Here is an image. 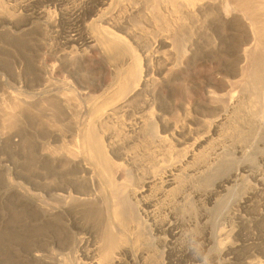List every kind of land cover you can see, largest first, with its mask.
I'll return each mask as SVG.
<instances>
[{
    "label": "bare ground",
    "instance_id": "obj_1",
    "mask_svg": "<svg viewBox=\"0 0 264 264\" xmlns=\"http://www.w3.org/2000/svg\"><path fill=\"white\" fill-rule=\"evenodd\" d=\"M70 1L7 0V5L12 4L6 7L0 2V16L15 20L16 12L23 9L29 19L51 26L57 23L52 14L61 13L62 5ZM113 2L79 0L67 19L72 33L62 36L59 50L53 51L58 53L60 70L74 73L75 57L94 42L111 78L100 92L70 89L75 91L74 102L70 96L52 93L58 88L45 95V101L54 103L52 116L56 112L65 117L73 109L70 102L75 103V134L71 138L63 128L59 133L56 128V135L44 131L49 136L46 141L52 138L60 145L52 148L53 153L41 142L44 148L38 154L43 163H55L60 171L45 173L39 181L35 174L28 175L24 180L28 189L19 185L5 192L9 198L23 199L27 210L24 226L32 233V242L23 248L27 256L23 264H264V0H142L138 12L165 26L175 20L183 32L181 16L196 20L199 15L202 57H217L229 76L241 69L240 78L224 95L212 94L207 85L204 115L196 120L201 122L199 128L188 127L187 122L179 127L170 123V134L165 133L166 126L161 130L156 126L155 118L160 116L145 111V98L137 104L149 70L142 69L125 38L107 28ZM222 4L227 6L225 15ZM159 9L171 11L175 18L168 22ZM90 17L101 24L95 23L98 30H91L92 24L88 27ZM23 25L22 31L32 29L28 23ZM12 27L19 30L15 24ZM193 45L192 41L184 50L186 61L193 59ZM12 99L6 123L14 128L22 119L25 99L16 95ZM188 115L184 120L189 121ZM199 131L202 135L194 138L193 145L178 148L181 138L174 135L186 137ZM21 139L15 140L19 143L14 148L24 145ZM69 167L74 172L64 173ZM221 169L224 173L219 175ZM232 197L234 205L227 207ZM222 213L219 231L209 228L210 232V220ZM11 260L7 256L0 264H20Z\"/></svg>",
    "mask_w": 264,
    "mask_h": 264
},
{
    "label": "rangeland",
    "instance_id": "obj_2",
    "mask_svg": "<svg viewBox=\"0 0 264 264\" xmlns=\"http://www.w3.org/2000/svg\"><path fill=\"white\" fill-rule=\"evenodd\" d=\"M78 1L79 0H72L70 1L72 4L70 2L63 4L66 8L70 5L67 8L66 14L64 13L66 8L63 7V5L61 8L63 10L61 11L62 14H57V12H54L55 15L54 13L52 14V20L57 22L54 24L55 26H47V24H44V21L38 20L37 18H31L32 20L29 19V12L25 10L23 11V9L20 10L21 12H16L19 14H16V17H14L15 20L6 19L5 17L2 19V16H0V263L2 259H7V256H9V258L11 256L13 261L16 259L15 263L16 261L20 264L25 263L27 256L23 251V248L32 242V233L30 231L28 232L26 226H24V221L27 220V210L22 203L23 199H17L15 197L13 199L11 197L9 198L5 195V192L10 188L18 187L19 185V187L24 186L28 189L30 185L28 184L27 186V180L24 181L28 175L30 177L35 174L39 181L38 177L45 173L56 174L60 171L61 168H59L57 164H45L40 157V153H42L40 148L43 149L45 146L53 153H56L52 148L57 150V145H60L58 140H51L52 138H50L51 143H49L50 140L46 141V138L48 137L47 139H49V136H44V133L47 131L46 133L55 134L57 133V129H59V133L61 131L60 129L63 128L65 130L67 129V136H69V134H71L70 137L73 136L75 134V109L73 107L75 103H72L75 101L73 98L74 96H72L75 95V91L73 90L80 88L83 92L87 90L93 93L100 92L111 78L109 67L105 61L101 59L99 48L94 42L86 44L85 47H83L84 54L81 52V55H78L79 61H82L81 64L76 60L78 56L75 57L74 69L76 70H74V73H66L62 69L60 70V61L56 59L58 53L56 52L55 55L53 51L59 50L57 42L60 41L62 36L72 33L67 28V19L70 14L69 12L71 11L70 9H72L76 3L78 4ZM0 2H3V4L5 3L4 5L6 7H8L9 4H12L11 2L7 5V0H0ZM23 2L24 0H21L20 3L24 4ZM135 3L137 4L135 5ZM140 3H142V0H124L120 3L114 0L108 14V17L110 15V17L113 16V18H110L109 20L111 24H106L107 28L118 32L123 38H125L126 42L138 55L142 69L144 70L147 68L149 70V80L147 81L144 90L141 91V97H139L137 104L140 101L142 104V100H147L148 107L145 111L153 113L152 115H154V118L160 116L158 119L155 118L156 123H158L156 126L159 125L157 126L159 130L162 129V125L166 126V132L164 130L166 134H170L173 131V124L170 123H176L179 127L181 123L184 122L185 124V122H187L188 127L190 126L191 128H194L196 125L195 128H199L201 122L199 121L198 124L197 121L201 119V116L203 118L204 115V105L207 100V85L210 86L209 88L212 94L222 95L224 92L226 93L229 87L233 84L232 82H235L240 78L239 73L241 76L240 68L242 66H239L240 70H238V75L229 76L225 74L223 69H221L217 57H213L210 60H205L202 57V31L199 15H197L196 20H191L184 15L181 16L185 21L184 25L186 33L185 30L184 32L181 31V27L175 26V20H173L169 26H165L164 23H161V20H153L147 15H142L138 12ZM220 10L223 15H225L227 13V6L223 4L220 5ZM159 11L161 17H165L164 19L168 22L175 18V14L169 13L171 11H162V9H159ZM92 18L93 17L88 18L86 23L89 28L93 25L92 28H90L91 30H98L95 28L98 25H95L101 24L98 22L96 23L95 21L93 22ZM111 19H113V21ZM7 20H10L11 22L9 21V23ZM26 23L32 27L30 31L21 30L23 28L22 26H24L23 24ZM13 24L19 26V30L13 31ZM20 24L22 25L20 26ZM51 28L54 29V31ZM192 41L195 46H192L193 59L189 62L186 61L184 50H187V46ZM62 71L64 73H62ZM75 71H77V73H75ZM217 74L220 75V79L217 78ZM61 87L64 88L62 89ZM57 88L58 90H56ZM66 89L68 91H66ZM70 89L73 90L69 91ZM51 90H56V92H52ZM82 91L80 93L78 92L80 97L84 96ZM51 92L56 94L57 92L58 94L62 93V96H70V101H72L70 104L74 110L72 108V110H68L65 117L61 114L57 115L56 112H53L52 116V111H55V108L53 109L50 105L53 102L49 101V103L47 102V99H44ZM15 95L18 98L20 97V99L22 98V101L25 99V103L22 104L25 106H23L24 110H22L23 108L20 109V115L22 116L19 117L22 118L19 119L20 122L18 121L20 124L18 123L19 125L17 124L16 127L14 126L13 128L6 122L8 120V113L10 112V104H12V100H14L12 98H14ZM211 98H214V95ZM26 101L30 103H27ZM43 101L47 104L44 105ZM46 105L48 107L50 106L49 108L52 109L49 110ZM27 106L32 108L30 109L28 107L29 109L26 111L25 109H27ZM71 106L69 105V107ZM165 107L167 110L166 112L164 109ZM160 108L161 111L165 112L164 114L160 111ZM186 112L187 114L184 116ZM71 113L72 115H70ZM155 113L158 114L155 115ZM189 113L190 119L187 121L186 119L188 118L186 117L189 116ZM54 114H56L58 119H54ZM60 116L62 118H59ZM67 116H74L72 117L74 120ZM184 118L186 119L184 120ZM60 119L63 120L61 121ZM55 120H57V122ZM58 120L61 121L63 125H61V123L59 124ZM64 121L68 123V125ZM64 123L66 125H64ZM59 125L61 126L59 127ZM167 125H170L171 127L169 128ZM18 126L19 129H17ZM180 126H182V124ZM70 127H72V129H70ZM15 128L17 130H15ZM48 128H51L52 130L49 129V131ZM53 128H55L56 131ZM13 130L16 132L20 131L18 133L22 136H19L18 133L16 135V132H13ZM191 135L192 136L187 135L186 137H183L184 135H174L176 138H181L180 145H177L178 148L185 146L188 148L193 145L192 142H195L198 139V136L200 137V135H202V132L199 131L197 134L195 133ZM19 137L22 138L21 141L23 142L21 143L24 145L17 144L18 146H21V148L18 146L14 148L13 144H15V142L19 143L15 141ZM70 137H68V139ZM175 137L173 139L174 141H176ZM194 138L197 139L195 140ZM24 140L28 142L26 145ZM41 142L44 143V146L42 145L43 147H40L42 144ZM67 144L69 145L70 142L68 141ZM71 145L72 144L69 146L72 147ZM24 146H29L31 148L28 149V147L25 148ZM37 150L40 152L39 154ZM28 153L30 154L28 155ZM64 171V173L68 174L74 172L71 167ZM223 173L224 171L222 169L218 172L219 175H222ZM56 183L62 184L59 179L56 180ZM18 200L20 202H17ZM233 205L234 201L232 197L229 200L227 207H232ZM11 207H13L14 211H11ZM223 217L224 214L222 213L217 219H214L215 221L211 219V222L209 223L210 226L208 225L207 229L210 232L213 230V233H217L219 231L218 229H220L219 227H221L219 225L221 222L220 220L223 221ZM12 225L14 227H12ZM36 234V236H38L39 232ZM13 240L14 244L9 242ZM10 249L12 250L10 251ZM18 251H20L19 256L17 254ZM4 255H6V257Z\"/></svg>",
    "mask_w": 264,
    "mask_h": 264
}]
</instances>
